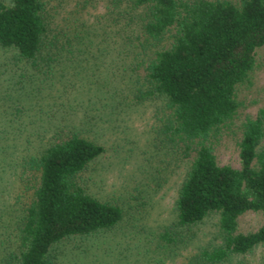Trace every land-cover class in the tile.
Wrapping results in <instances>:
<instances>
[{"label":"trees","instance_id":"16d2710c","mask_svg":"<svg viewBox=\"0 0 264 264\" xmlns=\"http://www.w3.org/2000/svg\"><path fill=\"white\" fill-rule=\"evenodd\" d=\"M98 1L0 0V47L15 52L19 80L15 97L0 90V107L12 100L0 184L11 173L19 186L13 205L0 206V264H60L57 247L76 240L87 244L71 254L75 263L84 255L86 264H167L198 241L195 228L212 213L214 241L181 264H228L264 246V224L238 231L243 214L264 216V105L235 131L239 169L220 166L212 146L239 117L238 87L264 46V0H105L104 15L93 16ZM153 99L157 143L191 160L175 217L158 228L150 213L139 222L125 203L86 189L105 152L88 133L117 107Z\"/></svg>","mask_w":264,"mask_h":264},{"label":"rangeland","instance_id":"374dc122","mask_svg":"<svg viewBox=\"0 0 264 264\" xmlns=\"http://www.w3.org/2000/svg\"><path fill=\"white\" fill-rule=\"evenodd\" d=\"M104 1L97 2L96 8L92 10L93 16L94 14L96 16L104 15L106 12ZM227 1L238 4L240 0ZM73 4L75 3L68 5L65 9L68 10L66 13H72L73 7H75ZM255 56L256 66L250 82L239 86L237 90V99L242 104L239 117L229 130H225L212 143L217 163L220 166L228 165L235 169L241 167L237 146L239 133L237 134L235 131L247 115L255 117L258 110L264 105V46L256 50ZM14 57V51L0 47V90L4 97L9 92H12L14 97L17 94L16 83L19 80ZM140 72L141 70L138 71V73ZM79 97L78 95V99ZM85 97L82 96L80 99ZM92 100L95 99L92 98ZM3 101L0 107V115H2L0 130L4 128L7 116H10L12 110L10 109L12 100ZM160 105L158 99H153L137 105L131 110L117 107L116 112L114 111L110 115L108 114L105 119L100 120L94 132H89L87 135L105 148V152L90 165L88 173H86L88 193L103 201L115 202L120 205L125 203L124 207L128 208L127 211L135 214L136 219L142 223L144 222L139 218L140 215L150 213L147 223L154 228L166 226L173 221L178 190L191 162L185 158L174 159L169 150L163 149L164 147L159 142L157 143L154 129L159 122L155 113ZM81 114L82 112L78 116ZM10 131L15 130L11 128ZM17 133L23 134L22 141L27 134L25 131ZM15 141L20 144L18 138ZM261 147H264V138ZM20 149L22 150L23 147L20 146ZM3 159L1 157L0 161ZM0 167H2V163ZM7 180L9 188H7ZM16 181L17 177L11 176L10 173L8 179L0 184V206L3 203L13 205V193L19 189ZM140 205L142 207L137 209ZM127 206L132 207L133 210ZM218 220L219 216L216 213L206 217L195 228L198 233V241L183 252L184 256L178 257L174 262H167V264H181L184 257L193 252V247L204 245L211 240L214 241L218 231ZM263 224L264 216L261 213L247 212L239 218L238 231L242 234L255 232ZM3 231L0 227V234L4 238L3 234L6 233ZM86 244L85 240H76L59 245L57 247L59 263L86 264L84 255L78 257L79 262L77 263L71 256L73 252H79L82 247L85 248ZM68 253H70V258L67 257ZM228 264H264V246L257 247L247 255L234 257Z\"/></svg>","mask_w":264,"mask_h":264}]
</instances>
